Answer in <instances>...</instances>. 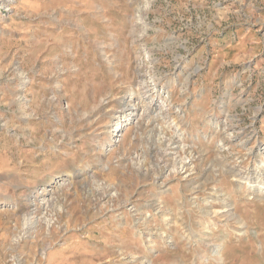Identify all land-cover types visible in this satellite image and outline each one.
I'll return each mask as SVG.
<instances>
[{"label": "rangeland", "instance_id": "rangeland-1", "mask_svg": "<svg viewBox=\"0 0 264 264\" xmlns=\"http://www.w3.org/2000/svg\"><path fill=\"white\" fill-rule=\"evenodd\" d=\"M1 2L0 264H264V0Z\"/></svg>", "mask_w": 264, "mask_h": 264}, {"label": "bare ground", "instance_id": "bare-ground-1", "mask_svg": "<svg viewBox=\"0 0 264 264\" xmlns=\"http://www.w3.org/2000/svg\"><path fill=\"white\" fill-rule=\"evenodd\" d=\"M1 1H4V0H0V2ZM7 1V0H6ZM2 3V2H1ZM126 103V102H125ZM124 104V103H123ZM131 104V103H130ZM145 108V107H144ZM149 108V107H148ZM154 108V107H153ZM146 109V108H145ZM129 110H133V107L132 108H130L129 106H125V108H124V110H123V112H128ZM143 111V110H142ZM125 115V114H124ZM129 115H131V113H128V114H126L125 115V117H129ZM143 115V114H142ZM148 115V114H147ZM145 117H146V115H144ZM117 118V121L113 124V127H114V130L116 131L117 129H118V127H119V125H120V118L121 117H116ZM147 118V117H146ZM141 120V119H140ZM177 152V151H176ZM261 164H262V162H261ZM165 179H167V177L165 178ZM61 185V184H60ZM63 185V184H62ZM53 197V196H52ZM46 200V199H45ZM44 201V200H43ZM51 202V201H50ZM35 211V210H34ZM222 217H224V218H227V219H234L235 218V216L231 213V212H229V211H227L226 213H225V215L224 216H222ZM40 227V226H39Z\"/></svg>", "mask_w": 264, "mask_h": 264}]
</instances>
